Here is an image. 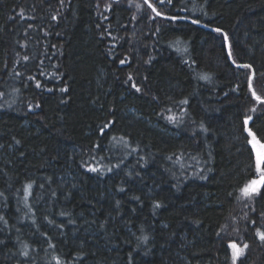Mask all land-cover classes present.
Segmentation results:
<instances>
[{
    "label": "trees",
    "instance_id": "16d2710c",
    "mask_svg": "<svg viewBox=\"0 0 264 264\" xmlns=\"http://www.w3.org/2000/svg\"><path fill=\"white\" fill-rule=\"evenodd\" d=\"M150 2L0 0V264H264V0Z\"/></svg>",
    "mask_w": 264,
    "mask_h": 264
},
{
    "label": "snow or ice",
    "instance_id": "6c2138e0",
    "mask_svg": "<svg viewBox=\"0 0 264 264\" xmlns=\"http://www.w3.org/2000/svg\"><path fill=\"white\" fill-rule=\"evenodd\" d=\"M144 3L147 5V7L149 9H151V11L153 13H155V17H164L165 19L169 20L170 22L171 21H180V20H186L187 17H183V16H178V15H173V16H167L165 13H162L160 11H158L157 7L154 6L150 0H144ZM158 3L160 5H163L165 3H168V4H171L172 3V0H158ZM61 4H63V0H61ZM139 7V5H138ZM21 17H23V10H21V13H20ZM155 17H149V19H155ZM53 20H56L57 17L56 16H53L52 17ZM192 24H199L200 21L199 20H192L191 21ZM31 27V25H30ZM213 31L217 32V33H220L222 30L220 28H216L214 29ZM110 35V33H109ZM224 39L227 40V34L225 33L224 34ZM55 47V46H53ZM233 56V53L231 51V48L229 47L228 49V52H227V57L229 59H231ZM23 59L27 60L28 57L25 56ZM233 64H236V61L235 59H232L231 61ZM121 64H124L126 63L125 60H121L120 61ZM238 68H243V69H252V65L251 64H239V65H236ZM43 74V73H41ZM254 70H253V74L250 75L248 77V87L249 89H252V79H253V76H254ZM201 79L203 80H209L210 77L205 74V75H202L201 76ZM132 80V77L131 75H129V81ZM40 84L39 82H37V87H39ZM132 87L137 91H141L140 88H138L136 86L135 83L132 84ZM61 91H64L66 92L67 89H61ZM252 97L255 98V101L258 103V104H261V105H264V97L260 96V95H257L255 90L252 89ZM227 95V94H226ZM182 103H187V101H182ZM39 105H37L38 107ZM252 111L254 112L255 111V108L252 109ZM169 120L175 122V117L174 116H169L168 117ZM253 120V117L251 115H248L245 117L244 121H243V125H244V129L245 131L248 133V136L251 137V139L248 140V143L252 146V149L255 150V159H256V169L258 172H260V179L259 180H252L250 181L248 184H246L245 186H243L242 188H240V194H241V198H252L254 197V195H258L261 191V187H264V167H262V165H264V143H261V141L259 139H257V136H256V133L253 132V130L251 128L248 127V124H249V121H252ZM104 127H108V125L106 124ZM201 127L203 128V125H201ZM205 131H207V129H204ZM101 131H103V128L101 129ZM17 143H19V141H17ZM98 147V146H97ZM170 158V157H169ZM90 171H98V169L96 167H91L89 166V169ZM109 171H111V169H109ZM201 178H205V177H201ZM31 188V185L29 184L27 187H26V191L28 189ZM120 191H123V189H120ZM231 195V194H230ZM134 199L136 200H139L140 198L139 197H134ZM117 205H119V201H117ZM161 205L159 202H156L154 207L156 208H159ZM254 211V209H253ZM62 215L64 213H61ZM260 218L261 220H264V213H261L260 214ZM0 219H3L2 217H0ZM252 224H255L256 222L255 221H252L251 222ZM103 227V225H101ZM61 227H63L61 225ZM238 231V229H237ZM256 236L258 237V239L261 241V243H264V230H261L260 228H257L256 229ZM142 239H147V237H143ZM230 247L232 249H234V254L232 256V260H233V264H236V260L242 256L244 254V250L247 249L249 246L248 244H244L243 248H239L237 246V244L235 242H233ZM22 255L27 257L29 255L28 251H27V245L24 246V251L22 252ZM57 264H60V260L59 258H57Z\"/></svg>",
    "mask_w": 264,
    "mask_h": 264
},
{
    "label": "rangeland",
    "instance_id": "374dc122",
    "mask_svg": "<svg viewBox=\"0 0 264 264\" xmlns=\"http://www.w3.org/2000/svg\"><path fill=\"white\" fill-rule=\"evenodd\" d=\"M251 147H252V146H251ZM253 152H254V162H255V170H256V173H255V177H254L253 179H251L250 181H252V180H259V179H260V175H261L260 172H258L257 169H256V159H255V150H254V149H253ZM262 167H264V165H262ZM250 181H249V182H250ZM249 182H248V183H249ZM248 183H247V184H248ZM231 244H232V243H231ZM237 246H238L239 248H243L242 246L240 247V245H238V244H237ZM231 251H232V254H234V249L231 248Z\"/></svg>",
    "mask_w": 264,
    "mask_h": 264
}]
</instances>
